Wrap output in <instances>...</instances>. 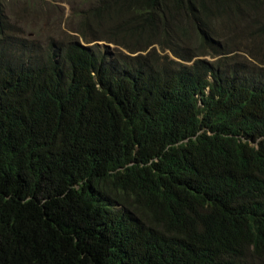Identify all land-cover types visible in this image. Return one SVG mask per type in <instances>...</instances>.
Segmentation results:
<instances>
[{
    "label": "trees",
    "instance_id": "16d2710c",
    "mask_svg": "<svg viewBox=\"0 0 264 264\" xmlns=\"http://www.w3.org/2000/svg\"><path fill=\"white\" fill-rule=\"evenodd\" d=\"M67 3L0 5V264H264V0Z\"/></svg>",
    "mask_w": 264,
    "mask_h": 264
},
{
    "label": "rangeland",
    "instance_id": "374dc122",
    "mask_svg": "<svg viewBox=\"0 0 264 264\" xmlns=\"http://www.w3.org/2000/svg\"><path fill=\"white\" fill-rule=\"evenodd\" d=\"M12 1L14 0H0V5L6 9L5 12L6 15H8L6 17L7 25L11 29L12 28L14 29V33L17 34L24 33V35H27V33H33V35H31L33 38H36L38 33H57L58 40L65 42L68 39L69 32L67 29L69 28V24H70L71 12H69V7H67L66 4L64 3L66 0H28V1H35L44 9L47 8L44 14L41 15L35 14L33 18L29 21L23 20L13 15V12L15 11L19 3L12 4L11 3ZM26 23H29L30 26H26ZM256 38L255 39L257 41L251 40L249 42H244L243 44L241 43L240 45L235 46L234 49L236 50V53L235 55H233L232 59L236 58L238 54H242L241 52L242 49L249 48L256 55L257 61L260 60L263 62L261 53L264 47V43L261 42V37L256 36ZM37 40L40 43H43L45 39L44 37H42ZM254 41L256 42L254 43ZM99 47L101 48L102 52L107 51L106 50L107 45L100 43ZM112 48L115 47L110 46V50H112ZM246 60L247 62H250L253 59L247 57Z\"/></svg>",
    "mask_w": 264,
    "mask_h": 264
},
{
    "label": "clouds",
    "instance_id": "9594fccd",
    "mask_svg": "<svg viewBox=\"0 0 264 264\" xmlns=\"http://www.w3.org/2000/svg\"><path fill=\"white\" fill-rule=\"evenodd\" d=\"M65 4H66V6L67 7H69V12H70V6H69V4L67 3V0L64 2ZM19 18H21V19H25V17L23 16V17H19ZM54 24V23H53ZM26 26H30V25H26ZM69 32V31H68ZM69 33H71V32H69ZM49 34H51V33H44V35H42V36H40L39 34L37 35V39H40V38H42V37H45V36H47V35H49ZM69 35V34H68ZM73 35V34H72ZM76 35V34H75ZM77 36V35H76ZM44 42H45V40L43 41V43L42 44H44ZM100 43H102V42H98V44H100ZM82 46H83V43H80Z\"/></svg>",
    "mask_w": 264,
    "mask_h": 264
}]
</instances>
